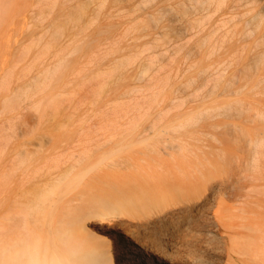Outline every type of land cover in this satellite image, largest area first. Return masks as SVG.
<instances>
[{"label": "rangeland", "instance_id": "1", "mask_svg": "<svg viewBox=\"0 0 264 264\" xmlns=\"http://www.w3.org/2000/svg\"><path fill=\"white\" fill-rule=\"evenodd\" d=\"M218 1L207 10L185 8L189 0H0V152L20 148L30 161L12 175L20 204L9 227L27 220L33 228L23 210L39 192L120 143L131 145L106 164L172 162L164 151L176 138L195 160L211 161L216 178L247 181L260 229L231 228L230 207L241 204L231 194L202 212L180 213L202 191L172 183L161 195L142 194L143 205L125 203L88 219L91 233L110 239L113 264H228L231 243L243 249L254 239V263L264 264V148L259 170L247 168L253 165L242 133L264 131V0ZM193 111L185 130L154 136ZM99 169L60 211L90 194L115 193L117 183Z\"/></svg>", "mask_w": 264, "mask_h": 264}, {"label": "bare ground", "instance_id": "2", "mask_svg": "<svg viewBox=\"0 0 264 264\" xmlns=\"http://www.w3.org/2000/svg\"><path fill=\"white\" fill-rule=\"evenodd\" d=\"M217 1L218 0H189L190 5L185 8L189 9L190 7H202L208 10V8L214 5L213 3H217ZM221 1L220 3H222ZM191 27H195V25L191 24L190 28ZM149 64L154 65L152 60ZM149 64L147 66H149ZM150 67L154 66L150 65ZM147 68L144 71L149 73ZM143 74L145 77L146 74ZM196 111L187 113L181 118H177L174 121L161 125V128L154 132V136L162 138L163 134H169L171 131L180 132L181 129H184L188 124L194 123L191 115L196 113ZM159 118H161V116ZM136 125L138 126L139 123ZM153 129H155V127H153ZM132 130L133 129H131V131ZM242 133L245 136L244 139L251 151L249 157L250 164L253 165V168L252 166H247V168L250 167L251 170L254 169L255 171H258L260 168V156L263 154L261 150L264 148V131L257 133V135H253L249 131H243ZM151 138L153 137H143L139 143H145ZM173 140L174 142H178L167 144L164 151V154L173 160L172 162H111L110 164H106V162L117 156L118 153H121L125 149L129 148L131 145L130 143H120L118 147L103 154L96 162L87 166L85 169L75 172L74 174L70 172L63 177L61 176L52 187L39 192L36 197L31 200L27 207L25 209L23 208L25 218L33 220L34 226L31 229L28 228L27 220L21 229H17L15 226H8L14 221V218L17 215L15 205H17V203L20 204V201L15 199L16 190L13 189L11 185L12 175L16 171H19L18 169L21 165H23L27 152L20 148H10L0 152V264H113L114 260L109 245L110 239L100 234L91 233L88 226L89 222H87V220L93 217L104 216L106 213L119 212L120 207H122L125 203L135 206L143 205L144 197L142 194L147 192H153L156 194L157 192V194L159 193L158 195H161V192L169 188V185L172 183L178 184V189L180 190L183 189L182 187L185 185L192 191H202L199 193L196 200L191 199L180 205L178 209L180 213L182 212L183 214L189 215L194 211L202 212L208 207L212 200L217 201V203H221L222 197L226 196L225 194H231L232 196L237 197L238 202L241 201V204L237 203L236 206L233 204L231 205L232 207H230L234 219V222L231 224V228L233 230L241 228L248 230L256 228L255 230H259L260 228L257 227L256 224L254 225V201L252 191L247 181H242L239 179L240 177L231 179L216 178V176L213 175L216 172V166L213 165L211 161L205 163L200 159L195 160L193 155H198L187 145H184V141H180L179 139L177 140L176 138ZM58 151L59 150H57V152ZM56 156L59 155L57 154L52 157L56 158ZM61 158L64 157L61 156ZM236 158L240 160L239 157ZM82 159H84V157ZM102 165H105L103 169L102 167L100 168ZM59 167L55 170L59 171ZM99 168L101 171L103 170L106 181H113L117 183L112 186V189H110H114L115 193L109 191L102 194H90L88 195V198H83L84 194H81L79 200H82V198L83 200L80 205L76 206L77 204H75V208H68L60 211L58 208L59 204L65 199V197L69 196V194L71 195V192L74 193L82 184L84 179ZM42 170L36 171L44 172ZM51 171L54 173V168L51 169ZM248 171L244 172V174L249 173ZM244 174L242 175L243 177L245 176ZM252 179L253 176H251V180ZM7 188H10L11 195L9 198L12 201L8 212L7 200L9 198L6 196ZM24 188L25 186H23V189ZM123 191L131 192L132 194H127ZM48 206L49 212L46 209ZM20 213L21 212L19 211L18 215H20ZM171 213L174 214L175 212ZM120 226L123 228L125 226V222L121 221ZM231 233L233 234L230 235L235 239L237 235L236 232L233 231ZM247 236L244 238L249 240ZM254 242L255 239L252 244L250 243L248 245L246 242L247 245H244L243 249H241L238 245L236 246V244L231 243L228 247L230 258L227 263L255 264L253 255H257L260 251L254 250ZM122 257L127 259L130 256H127L126 254ZM258 257L259 256H257V258Z\"/></svg>", "mask_w": 264, "mask_h": 264}]
</instances>
